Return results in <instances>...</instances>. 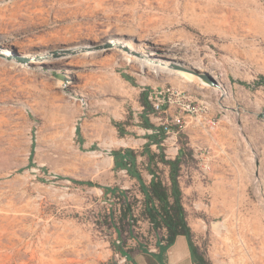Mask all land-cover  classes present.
Returning a JSON list of instances; mask_svg holds the SVG:
<instances>
[{"label": "rangeland", "instance_id": "obj_1", "mask_svg": "<svg viewBox=\"0 0 264 264\" xmlns=\"http://www.w3.org/2000/svg\"><path fill=\"white\" fill-rule=\"evenodd\" d=\"M122 26L181 48L204 66L218 62L232 90L227 102L252 113L238 120L225 112L201 78L204 85L195 86L143 73L110 55L72 67L69 80L81 102L57 87L66 79L58 64L0 72V264L133 263L134 238L126 255L113 250L126 228L118 221L119 202L101 187L127 190L134 204L140 198L138 182L115 167L111 153L131 149L139 168L147 162L140 153L155 132L142 126L141 115L171 128L163 140L169 159L179 148L174 126L183 134L181 202L192 242L208 264H264V88L254 85L264 77V0H0V35L19 44L87 43ZM159 91L163 111L145 114L142 95ZM197 147L212 155L209 173L192 156ZM151 151L158 152L156 145ZM162 177L168 182L167 169ZM142 178L150 179L144 170ZM190 223L205 228L195 232ZM139 225L133 237L149 245L147 227Z\"/></svg>", "mask_w": 264, "mask_h": 264}, {"label": "bare ground", "instance_id": "obj_2", "mask_svg": "<svg viewBox=\"0 0 264 264\" xmlns=\"http://www.w3.org/2000/svg\"><path fill=\"white\" fill-rule=\"evenodd\" d=\"M90 40L91 42L87 43L67 40L64 42V46L47 47L43 41L32 45L19 44L11 37L0 35V72L11 73L26 66L58 64L59 71L66 76V79L65 81H57V87L67 96L69 101L81 102L83 101L82 97L78 96L75 91L76 84L69 80L76 75L72 67L76 66L78 61L86 58L94 59L102 55H110L133 62L138 66L140 72L147 71L155 75L174 76L195 86L203 84L199 75L208 74L213 82L207 85V90L216 97V102L225 112L236 115L238 120H241L248 112L252 113L249 107L240 102H227L233 98L232 90L227 88L224 72L220 69L218 62L214 60L210 66H204L201 61L183 53L181 48H167L164 44L151 40L132 28L123 26L114 31L107 30L103 36L95 34ZM12 45H16L19 50L17 56L26 58L24 64L18 62L16 55L8 53ZM74 130L75 128H72L73 133ZM115 144L127 145L124 141H117ZM90 154L96 156L95 152ZM109 159L112 160L111 157ZM190 226L195 232H200L205 228L200 223L197 225L190 223Z\"/></svg>", "mask_w": 264, "mask_h": 264}, {"label": "trees", "instance_id": "obj_3", "mask_svg": "<svg viewBox=\"0 0 264 264\" xmlns=\"http://www.w3.org/2000/svg\"><path fill=\"white\" fill-rule=\"evenodd\" d=\"M239 84L248 86L244 82ZM254 85L264 88V77H260ZM141 104L145 114L146 112H152V107L147 100L146 94L142 95ZM140 118L144 128L155 132L146 136L148 142L144 145L142 153H140L141 156H146L147 162L143 164L142 168H139L136 165V155L131 149L118 150L111 153L115 167L126 170V173L138 182L140 198L134 204L130 202L127 190H121L119 187H101L104 195L111 193L116 202H119L118 221L119 224L126 228L127 237L123 238L122 242L119 243L120 245H112L113 250L121 255H126L123 248H125L128 239L134 238L136 242L135 249L130 251V253L148 252L149 247L153 245L159 251L156 255L157 260L163 264V254L174 244L178 236H184L188 240L193 264H208L192 242L191 229L187 223L186 212L181 202V189L178 177L185 156L183 134L179 132L177 126H174L178 135L179 148L175 158L168 159L164 152L163 140L167 129L171 128L168 125L155 126L143 115ZM115 127L120 135H124V131L119 124H115ZM153 144L156 145L158 152L151 151ZM164 169H167L168 182L162 177ZM142 170L150 176L148 182L143 180ZM86 184L92 186L90 182ZM141 223L147 227L146 232L151 239L149 245H143L137 240L136 236L133 237L132 231L141 228L139 225ZM122 232L120 229V233ZM144 236L145 234L142 232L141 237Z\"/></svg>", "mask_w": 264, "mask_h": 264}, {"label": "crops", "instance_id": "obj_4", "mask_svg": "<svg viewBox=\"0 0 264 264\" xmlns=\"http://www.w3.org/2000/svg\"><path fill=\"white\" fill-rule=\"evenodd\" d=\"M150 177V176H149ZM157 254L147 252H136L131 255L132 264H161ZM163 264H193L188 240L184 236H178L174 244L163 254Z\"/></svg>", "mask_w": 264, "mask_h": 264}, {"label": "built area", "instance_id": "obj_5", "mask_svg": "<svg viewBox=\"0 0 264 264\" xmlns=\"http://www.w3.org/2000/svg\"><path fill=\"white\" fill-rule=\"evenodd\" d=\"M147 100L149 102V104L151 105L152 107V115H155V114H159L163 111V105L165 103V96L163 95V92L162 91H159V92H152L150 93V95L147 97ZM158 120H160V118H157ZM213 126H215V123H212ZM152 132V131H150ZM166 134H170V131L167 130L166 131ZM175 135H173L174 137ZM175 144V142H174ZM177 153V147L175 148V154ZM195 159L201 161V164H200V169L205 172V173H209L211 171V159H212V155L210 153V151H205V150H202L201 148H196L194 150V153L192 155ZM168 158V156H167ZM169 159V158H168ZM260 180V174L258 171L254 172L252 178H251V182L254 184V185H257L258 184V181ZM158 249L155 248V246L151 245L149 247V250L148 252L149 253H156ZM118 256V255H116ZM126 261V258H121L119 260V264L120 263H123Z\"/></svg>", "mask_w": 264, "mask_h": 264}, {"label": "water", "instance_id": "obj_6", "mask_svg": "<svg viewBox=\"0 0 264 264\" xmlns=\"http://www.w3.org/2000/svg\"><path fill=\"white\" fill-rule=\"evenodd\" d=\"M12 50H13V54L17 56V49H16V47H13ZM17 59H18V62H19V63L24 64V63L26 62V58H25V57L17 56ZM199 77H200L204 82H206V83H208V84H212V82H213L212 79H211V77H210L208 74H201V75H199ZM261 117L264 118V114H261Z\"/></svg>", "mask_w": 264, "mask_h": 264}]
</instances>
